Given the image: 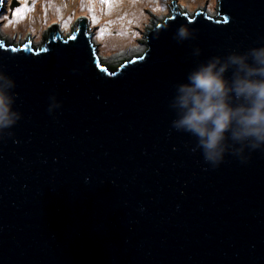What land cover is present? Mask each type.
Returning <instances> with one entry per match:
<instances>
[{
    "label": "water",
    "instance_id": "1",
    "mask_svg": "<svg viewBox=\"0 0 264 264\" xmlns=\"http://www.w3.org/2000/svg\"><path fill=\"white\" fill-rule=\"evenodd\" d=\"M5 3L0 264H264V150L213 168L170 107L198 66L264 46V0L152 5L105 68L75 26L8 40Z\"/></svg>",
    "mask_w": 264,
    "mask_h": 264
},
{
    "label": "clouds",
    "instance_id": "2",
    "mask_svg": "<svg viewBox=\"0 0 264 264\" xmlns=\"http://www.w3.org/2000/svg\"><path fill=\"white\" fill-rule=\"evenodd\" d=\"M172 1L174 8L185 9L177 0ZM7 4L6 0L4 7ZM206 12L200 10L191 16L195 18L196 14L206 15ZM87 22L82 17L76 27L93 38L87 34ZM176 36L179 41H185L190 38V32L181 26ZM91 45L96 61L104 63L101 59L104 57ZM194 54H200L198 48ZM230 69L231 77L227 78ZM3 80L5 76L0 74V81ZM7 84L9 89L15 87L10 79ZM14 102L8 90L0 86V130L10 128L21 118L13 110ZM170 107L177 111L172 127L196 138V148L192 151L198 148L206 164L219 167L226 155L247 163L246 151L264 150V46L253 47L242 55L232 53L224 59L212 57L198 66L189 73L186 83L177 86Z\"/></svg>",
    "mask_w": 264,
    "mask_h": 264
},
{
    "label": "rangeland",
    "instance_id": "3",
    "mask_svg": "<svg viewBox=\"0 0 264 264\" xmlns=\"http://www.w3.org/2000/svg\"><path fill=\"white\" fill-rule=\"evenodd\" d=\"M8 4L5 7V12L2 13V27L1 31L8 40H22L27 38L36 30L46 24H63L75 26L82 17H86L88 22L86 24L87 34H92L93 38L91 44L98 49L99 55L103 56L106 61L103 63L106 67H110L117 60L120 55L134 25L142 12L156 4H163L173 6L172 0H150L149 2L137 1V5H130L125 3L124 8L114 7L122 0H112L111 3H104L103 0H98V4L102 6L101 9L96 6V11L102 10L103 17L96 19L98 16L94 8L88 0H7ZM45 1L44 11L37 7ZM68 7L65 16H59L51 6L53 2H57ZM178 3L185 8L187 12L196 13L197 11L206 10L208 8L209 0H177ZM14 3L13 10L11 4ZM17 5H23V10L28 12V18L19 19L14 16L13 12ZM48 6V7H47ZM47 9L45 10V8ZM114 7V8H113ZM200 9V10H199ZM117 18L125 20V24L120 21H112V14ZM50 13V14H49ZM52 14V15H51ZM56 14V15H55ZM82 14V15H81ZM86 15V16H84ZM58 16V17H56ZM106 16V18H104ZM104 18V19H103ZM122 20V21H123ZM110 23H115L109 26ZM106 26V28H105ZM27 36V37H26ZM94 42V43H93Z\"/></svg>",
    "mask_w": 264,
    "mask_h": 264
},
{
    "label": "bare ground",
    "instance_id": "4",
    "mask_svg": "<svg viewBox=\"0 0 264 264\" xmlns=\"http://www.w3.org/2000/svg\"><path fill=\"white\" fill-rule=\"evenodd\" d=\"M89 2H90V4H91V8H94V10L96 11V6L98 5V7H100L101 9H104V8H102V6L101 5H99L98 3V0H88ZM141 2H149L150 0H140ZM125 3H129L130 5H134V6H136L137 5V1H135V0H122V1H120L119 3H118V5L116 6V5H114V7H119L120 9H122V8H124V4ZM45 1L43 2V3H41L40 5H37V7L38 8H40L41 10H43L44 11V7H45ZM53 8H54V11L57 13V14H59V16H62V17H64L65 16V12H66V9L68 8V7H65L64 5H62V4H60V3H58V1L57 2H53V5H51ZM48 7V6H47ZM47 7L45 8V10L47 9ZM113 7V8H114ZM183 11H185V9H182ZM26 12H28V11H26V10H24V11H22L21 12V14L18 16V18L19 19H23V18H28V16H26L27 15V13ZM97 12V11H96ZM29 13V12H28ZM50 14V13H49ZM97 14H98V16H96V19H100L101 17H103V12H102V10L100 11V12H97ZM52 15V14H51ZM56 15V14H55ZM82 15V14H81ZM110 15H112L113 17H112V21H120L121 23H123V24H125L126 22H125V20H123V19H119V18H117L116 16H114L115 15V13H113L112 12V14H110ZM56 17H58V16H56ZM104 18H106V16H104ZM103 18V19H104ZM123 20V21H122ZM113 24H115V23H110L109 24V26H111V25H113ZM105 28H106V26H105ZM104 62L106 61V59H103V58H101Z\"/></svg>",
    "mask_w": 264,
    "mask_h": 264
},
{
    "label": "snow or ice",
    "instance_id": "5",
    "mask_svg": "<svg viewBox=\"0 0 264 264\" xmlns=\"http://www.w3.org/2000/svg\"><path fill=\"white\" fill-rule=\"evenodd\" d=\"M2 2H3V0H0V3H2ZM103 2L104 3H111L112 0H103ZM23 7H24L23 5H17L15 7V10L13 12V15L14 16H19L21 14L22 10H23Z\"/></svg>",
    "mask_w": 264,
    "mask_h": 264
}]
</instances>
